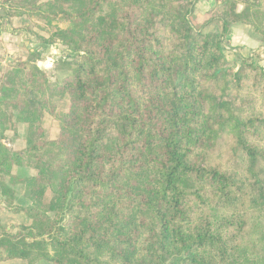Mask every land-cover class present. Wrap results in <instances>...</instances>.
<instances>
[{"label":"trees","instance_id":"16d2710c","mask_svg":"<svg viewBox=\"0 0 264 264\" xmlns=\"http://www.w3.org/2000/svg\"><path fill=\"white\" fill-rule=\"evenodd\" d=\"M35 3L67 23L38 40L69 49L73 71L0 67V191L29 222L24 240L0 229V264H264V71L224 57L229 24L264 38V0H225L199 28L195 1ZM57 95L69 107L49 140Z\"/></svg>","mask_w":264,"mask_h":264},{"label":"rangeland","instance_id":"374dc122","mask_svg":"<svg viewBox=\"0 0 264 264\" xmlns=\"http://www.w3.org/2000/svg\"><path fill=\"white\" fill-rule=\"evenodd\" d=\"M36 0H4L3 6L0 10V28L2 32L8 35L7 39L11 40L7 43L0 38V67L8 66L9 64H16L21 62H32L37 65L39 69L44 71L49 77L50 81L60 80L69 75L73 71V66L69 64L73 60L74 55L69 49L61 46L57 39L54 38V44L47 49L39 47L38 38H51L53 32L57 28H65L67 23L58 21L55 18H50V21L42 19L37 13L35 3ZM189 2H197L194 7L193 26L199 28L204 18L208 16L209 11L221 5L225 0H188ZM253 2L254 0H249ZM202 2H207V5L200 10ZM244 8L243 4H238L237 13ZM222 22L214 20L210 25L202 28L204 33L221 32ZM234 31V36H250L255 41V48L250 49L248 46L235 45L230 39L229 35ZM245 31V32H244ZM9 36H11L9 38ZM234 44V45H233ZM4 45H7L5 47ZM224 57L229 67L237 69L241 62L245 59L249 61L254 59L257 64L264 71V38L255 32L250 26L242 24H229V34L226 37L224 45ZM39 54H37V53ZM8 57L10 60L8 61ZM1 73V70H0ZM47 106L53 110V115L44 113L46 120L41 124L43 138L54 140L57 135V119L61 118L69 107V97L53 96L49 97ZM50 109V110H51ZM34 138L36 134L34 133ZM19 144L15 141L11 145L15 150H18ZM21 226H16L15 229L10 230V234H18L21 232L19 240H24L25 232L20 230ZM24 264L23 261H17ZM44 264H48L47 262Z\"/></svg>","mask_w":264,"mask_h":264},{"label":"crops","instance_id":"0c3cea01","mask_svg":"<svg viewBox=\"0 0 264 264\" xmlns=\"http://www.w3.org/2000/svg\"><path fill=\"white\" fill-rule=\"evenodd\" d=\"M202 5L208 6L207 2H202L201 5H200V10H201V8L203 9L204 7H206V6H202ZM7 37H8V35L6 33L2 32V30L0 28V38L3 39V41L5 43L11 41V40L7 39ZM10 37L11 36H9V38ZM230 39L234 42L235 45L248 46V47H250V49L256 47L255 43L253 42V41H255L253 38H251L250 36H246V37L234 36V31L233 30H232V32L229 35V40ZM4 46L7 47V45H4ZM9 60H10V58L8 57V61ZM45 117L46 116L43 117L42 123L46 120ZM27 131H28V125L19 124V125H17V127L15 129V133H13L12 131H9L6 134L11 139L16 138L15 136H17L15 142L17 144H19L18 145V147H19L18 150H20L26 144ZM14 174L17 177L18 176H24L26 174V171L24 169H16L14 171ZM13 190L15 192L14 205H16V206L25 205L27 203V201H26V199H25V197L23 195V188L20 187V186H16V187L13 188ZM12 207L13 206H11L10 204L6 203V201L4 200V198L1 195V191H0V229L8 231V232H10V230H12V229H15L16 226H21V225L27 226L28 223H29L23 213H14L12 211ZM17 261H20V260L8 261V262L1 263V264H20V262H17ZM38 264H44V263H38Z\"/></svg>","mask_w":264,"mask_h":264},{"label":"built area","instance_id":"2783aa9c","mask_svg":"<svg viewBox=\"0 0 264 264\" xmlns=\"http://www.w3.org/2000/svg\"><path fill=\"white\" fill-rule=\"evenodd\" d=\"M3 1H4V0H0V8H1L2 5H3Z\"/></svg>","mask_w":264,"mask_h":264}]
</instances>
